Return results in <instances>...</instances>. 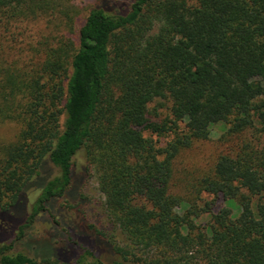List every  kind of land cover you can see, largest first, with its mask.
<instances>
[{"label": "trees", "instance_id": "1", "mask_svg": "<svg viewBox=\"0 0 264 264\" xmlns=\"http://www.w3.org/2000/svg\"><path fill=\"white\" fill-rule=\"evenodd\" d=\"M91 4L70 35L25 53L11 43L17 29L41 19L71 29L78 11L70 0H0V126L18 125L0 139V264H69L15 245L42 212L58 223L53 202L73 198L80 162L124 243L91 226L103 249L74 241L84 253L72 263L264 264V0ZM155 100L168 102L160 120ZM220 122L230 135L254 134L213 161L186 201L171 191L174 160ZM33 183L32 213L6 238ZM202 193L213 198L201 205ZM220 197L228 205L212 212Z\"/></svg>", "mask_w": 264, "mask_h": 264}, {"label": "rangeland", "instance_id": "2", "mask_svg": "<svg viewBox=\"0 0 264 264\" xmlns=\"http://www.w3.org/2000/svg\"><path fill=\"white\" fill-rule=\"evenodd\" d=\"M70 1L78 11L71 29L47 24L44 19H41L38 22L30 23L25 25L26 27L17 29L11 43L14 46L19 45L18 47L22 48L25 53H29L31 46L36 45L40 40H52L51 38L54 36L58 38L62 35H70V32L76 30L83 23L84 16L94 0ZM166 104L168 106V102L166 101L163 103L161 100H155L150 105L151 107H156L155 113L157 115L154 118L160 120L167 115ZM150 116H154L152 112ZM226 129V124L222 122L217 123L214 125L209 138L197 141L190 148L180 152L173 163L171 191L174 194H178L186 201L190 199L192 197L191 187L202 174L206 173L207 169L213 164V161L222 154L234 155L240 145L245 141H249L254 134L251 130H244L240 134L230 135ZM17 131L18 125L14 123L2 124L0 126V139L10 140L15 136ZM165 138H159L160 144H164ZM82 166L85 167V162H80L75 167V176L79 177L83 175V178L80 180L76 179L75 188L73 187L70 192L73 198H59L53 202L51 209L52 218L58 221V223H54L47 213L42 212L41 218H44L45 221L32 223L31 226L25 229L26 236L22 238L23 244L17 242L15 251H22L36 258L51 256L53 254L56 257L67 258L69 264H74L72 263L73 260L84 253L80 244H76L74 241L82 242L90 247H101L103 249L102 244L95 237L96 234L92 232L91 226L104 233L105 238L101 239H106L112 244L122 245L124 243L120 230L110 222L105 212L104 197L98 189L96 176L93 173H90V175L84 173L81 168ZM52 169L48 164L47 171L51 173ZM34 184L27 187L23 196H21L22 202L14 208V211L11 212L9 218L5 221L7 224L4 231L6 238H12L14 235L13 229L25 218V214L29 215L32 213L33 206L41 192L40 188L35 187ZM212 198L211 195L202 193L198 203L202 205L204 201L211 200ZM226 205L228 203L220 197L217 199L212 212H216L218 208ZM231 207L233 210H236L233 204ZM208 221L209 215L207 214L202 215L197 220L200 225ZM61 222L66 224V230L60 226L59 223ZM89 250L102 261L110 259L104 250L102 254H97V250L93 248ZM87 259H91V257L87 256Z\"/></svg>", "mask_w": 264, "mask_h": 264}]
</instances>
